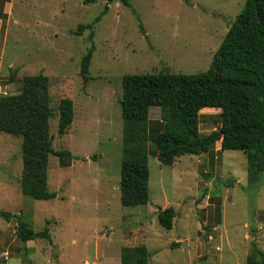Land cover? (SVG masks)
Instances as JSON below:
<instances>
[{"label":"rangeland","instance_id":"1","mask_svg":"<svg viewBox=\"0 0 264 264\" xmlns=\"http://www.w3.org/2000/svg\"><path fill=\"white\" fill-rule=\"evenodd\" d=\"M244 3L0 0V96L19 91L25 76L45 75L52 147L73 156L61 166L57 155H49L47 186L56 196L35 199L20 190L21 136L0 131V211L14 215H0V264H137L142 255L147 264H245L252 247L264 253V174L248 182L242 150H221L216 141L210 152L168 165L148 143V203L124 206L119 196L122 76L206 70ZM98 15L92 41L89 28L76 34L78 24ZM91 42L84 81L79 61ZM63 98L73 102V120L60 134ZM158 118L159 108L152 106L148 119ZM219 125L220 109L200 110L201 133ZM167 206L176 211L170 229L157 219L158 209ZM18 220L34 231L47 229L50 241H22ZM219 223L225 232L212 229ZM140 245L143 253L121 263L123 247Z\"/></svg>","mask_w":264,"mask_h":264},{"label":"trees","instance_id":"2","mask_svg":"<svg viewBox=\"0 0 264 264\" xmlns=\"http://www.w3.org/2000/svg\"><path fill=\"white\" fill-rule=\"evenodd\" d=\"M119 1L129 4V0ZM99 18L98 15L87 24H78L76 34L89 28L88 38L92 41V26ZM93 50L91 42L79 61V73L84 81L89 79ZM121 87L119 105L124 126L119 196L122 205H144L149 201L148 143L154 146L157 160L170 165L183 155L210 152L219 141L221 150L244 152L249 183H256L264 174V0H245L206 70L124 74ZM49 104L47 77L42 73L25 76L19 91L0 96V131L22 139L21 193L44 200L56 196L47 186L49 155H57L61 166L69 165L73 158L68 150L52 147ZM152 106L159 108V118L153 123L148 119ZM206 107L220 109V125L203 134L199 130V118L200 110ZM58 109V132L63 134L73 120L72 100L61 99ZM0 215L7 220L14 216L7 211H0ZM175 216L172 206L157 211L158 222L166 229L172 227ZM15 232L22 241L41 237L50 241L47 229L34 231L25 221L18 220ZM144 248L142 245L123 247L121 262L133 261ZM136 263L147 264L145 255ZM245 264H264V253L252 247Z\"/></svg>","mask_w":264,"mask_h":264},{"label":"crops","instance_id":"3","mask_svg":"<svg viewBox=\"0 0 264 264\" xmlns=\"http://www.w3.org/2000/svg\"><path fill=\"white\" fill-rule=\"evenodd\" d=\"M219 144H220V143H219ZM219 221H220V220H219ZM219 221H218V222H219ZM220 225H221L220 223H219V224H216V226H213L212 229L215 230V231H219V232H223V231L225 232V230L220 231ZM210 237H211V235H210ZM32 240H34V239H32ZM27 241H28V240H27ZM176 242H179V241H176ZM256 248H257V247H256ZM257 249H258V248H257ZM258 250H259V249H258ZM121 263H122V262H121ZM21 264H22V263H21ZM34 264H46V262H44V263H34ZM199 264H202V263H199Z\"/></svg>","mask_w":264,"mask_h":264},{"label":"water","instance_id":"4","mask_svg":"<svg viewBox=\"0 0 264 264\" xmlns=\"http://www.w3.org/2000/svg\"><path fill=\"white\" fill-rule=\"evenodd\" d=\"M205 233H206V231H205ZM203 238L206 240V237H205V235L203 236Z\"/></svg>","mask_w":264,"mask_h":264}]
</instances>
